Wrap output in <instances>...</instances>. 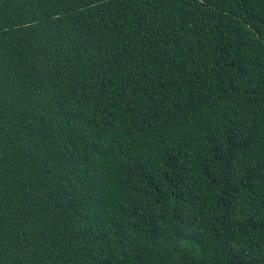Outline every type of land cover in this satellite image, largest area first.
<instances>
[{
  "label": "trees",
  "instance_id": "trees-1",
  "mask_svg": "<svg viewBox=\"0 0 264 264\" xmlns=\"http://www.w3.org/2000/svg\"><path fill=\"white\" fill-rule=\"evenodd\" d=\"M0 264H264V0H0Z\"/></svg>",
  "mask_w": 264,
  "mask_h": 264
}]
</instances>
